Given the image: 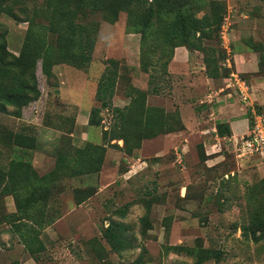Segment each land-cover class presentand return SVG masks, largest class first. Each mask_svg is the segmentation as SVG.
Returning a JSON list of instances; mask_svg holds the SVG:
<instances>
[{
    "label": "rangeland",
    "instance_id": "374dc122",
    "mask_svg": "<svg viewBox=\"0 0 264 264\" xmlns=\"http://www.w3.org/2000/svg\"><path fill=\"white\" fill-rule=\"evenodd\" d=\"M209 1L225 5L221 29L224 38H220L223 50L234 34L246 32L252 16L264 18V3L260 0ZM34 9L37 10L35 19L39 25L37 32H45L47 42L54 38L45 30L51 14L45 8L44 0H25L24 6L17 5L0 16V57L3 56L5 63L11 56H18ZM162 14L160 26L163 27L159 30L154 27L143 56L140 35L130 33L126 27V13H119L113 24L97 18L98 31L90 64L78 70L61 60L52 66V77L47 79L41 73L39 62L36 75L41 96L33 116L25 107V117L14 118L13 108L8 106L6 113L0 111V130L15 133L30 126L32 131H22L39 140L37 146H43L38 148L39 152L53 153L62 135L49 131L50 140L43 145L40 135L45 124L60 126L66 131L69 126L62 121L72 120L78 113L76 106L61 104L58 89H76L81 94L86 92L94 97L105 68L111 69L107 61H114L117 71L113 107L127 106L131 102L128 95L134 88L138 91L136 100L148 107L161 108L166 112L178 111L171 96L174 88L186 77L169 73L168 66L165 72L162 67L169 59L164 22L171 20V15ZM202 14H197V17ZM154 21L155 25L159 24L156 19ZM226 58H229L227 54ZM195 65L198 64L193 60ZM226 65L225 60L221 67L228 68ZM0 70L3 74L0 81L5 89L14 82V72L3 66ZM213 89H208V94ZM228 91L236 97L234 92ZM202 96L185 97L184 101L198 106ZM99 105L94 101L88 108H98ZM188 112L190 115L187 116L193 115L191 109ZM82 115H87V112ZM95 120H101V126L96 128L101 132L110 129L114 117L111 111L101 110ZM81 132L82 129L76 130L78 138L75 144L78 146L82 144L79 140ZM203 140L218 146L217 155L221 157L214 166L208 167L209 164L201 160L202 156L207 159L204 151H208L203 147ZM114 143L122 146L121 141L111 144ZM109 150L114 154L118 152L119 156L114 162L111 156L108 157L110 172L105 174L107 182L104 187L99 177L92 174L60 180L51 189L44 218L51 217L53 223L47 225L43 222L35 226L40 243H35L34 247L41 245L43 249L34 256L29 254L18 234L12 232V224L0 221V264H264V240L256 243L246 240L240 230L245 227L250 237L253 230L264 229L263 158L253 156L238 160L233 154V143H218L212 137H187L178 132L143 140L140 149L132 156L116 149ZM0 153L4 165L8 156L3 143H0ZM208 157H214V154ZM41 163L39 160L37 164ZM76 188L88 189L92 195L76 204ZM148 204L150 209L147 213ZM120 211H124L123 216ZM15 212L11 198L0 199V219ZM109 224H121L125 229L128 250L118 254L110 250L102 238ZM175 246L190 249L195 255H205V251L210 250L217 252L219 257L196 263L194 255L174 251Z\"/></svg>",
    "mask_w": 264,
    "mask_h": 264
},
{
    "label": "trees",
    "instance_id": "16d2710c",
    "mask_svg": "<svg viewBox=\"0 0 264 264\" xmlns=\"http://www.w3.org/2000/svg\"><path fill=\"white\" fill-rule=\"evenodd\" d=\"M260 1L264 3V0ZM44 3L51 14L45 30L54 38L47 42L45 32H37L39 25L35 19L37 10L34 9L18 56H11L7 63L3 56L0 57V66L8 67L9 72H14V82L9 83L5 89L0 81V111L6 113V107H12L14 118L20 119L23 109L38 101L41 96L36 75L39 62L41 73L47 79L52 77V66L61 60L78 70L86 68L90 64L95 47L99 24L96 19L100 18L113 24L121 12L127 14L128 31L140 35L141 56L144 55L143 49L148 46L154 27L158 30L163 27L160 26L162 13L171 15V20L164 22L166 24L163 31L168 36L165 42L169 51V59L162 65L165 72L175 49L184 47L190 56L196 52L202 55L205 75L208 78H227L231 74L230 69L221 67L222 62L227 59L220 40L225 18L223 3L209 0H44ZM24 4L25 0H0V16L10 8ZM199 13L203 14L197 17ZM154 19L159 24L155 25ZM55 53L56 56L53 55ZM260 60L262 66L264 57ZM107 65H111V69L108 66L105 68L95 92V101L100 105L90 110L88 120V126L97 128L101 126V120L96 121L95 118H98L101 110L111 111L113 114L114 121L110 129L101 131L103 145L87 142L82 147L74 146L67 135L73 131L74 119H64L62 122L67 123L69 127L52 153L55 159L54 168L40 176L32 167L33 154L37 150L35 136L28 133L32 131V127L15 133L0 130V143L5 145L8 156L7 163L2 165L0 153V199L12 197L16 209L15 213L2 217L0 221L12 224V232L18 234L31 256L43 249L41 245L34 247L35 243H40L35 226L42 225L43 222L47 225L53 223L51 217H44L48 209V196L56 182L99 173L106 153L104 145L132 156L140 149L143 140L183 129L177 110L166 112L161 108L148 107L144 102L136 100L135 94L138 91L134 88L133 93L128 95L131 102L127 106L113 107L117 71L114 69V61H107ZM0 75L3 76L1 70ZM249 118L251 125L250 113ZM53 128L62 130L60 126ZM217 132L219 136L229 134L224 124L217 125ZM113 141H121L122 146L111 144ZM201 160L204 161V156ZM74 192L77 195L76 204H81L92 195L88 189L76 188ZM146 209L148 213L150 204ZM119 213L124 215V211ZM124 230L121 224H109L104 229L102 238L113 253L118 254L130 248ZM240 230L241 236L246 240L250 239L255 243L264 240L263 228L253 230L250 237L245 227ZM173 250L194 255L196 263L210 257H219L217 252L210 250H206L205 255H195L194 251L179 246L173 247Z\"/></svg>",
    "mask_w": 264,
    "mask_h": 264
},
{
    "label": "crops",
    "instance_id": "0c3cea01",
    "mask_svg": "<svg viewBox=\"0 0 264 264\" xmlns=\"http://www.w3.org/2000/svg\"><path fill=\"white\" fill-rule=\"evenodd\" d=\"M251 20L252 21L248 23L249 27L245 28V33L242 34L241 31L239 34H234L231 42L229 41L231 52L228 55L229 63L226 65V67H228L226 69H230L231 73L238 75L247 83L250 88L251 103L262 115H264V64L262 66L260 65V59L264 57V18L252 16ZM197 55L200 56L198 57ZM193 60L195 64L198 65L193 66ZM168 70L169 73H176L181 78L186 77L183 79V83L180 81V85L174 88L173 95L171 96L176 104L183 126L182 130L177 131L179 134H183L187 137L197 136L200 139L212 137L214 141L218 143L228 142V145H232V143L234 145L235 141L248 134L250 129L248 105L242 104L237 96L234 97L231 92L228 91L231 90L234 92L233 89L226 88L229 77L212 79L204 74L205 67L202 62L201 54L196 52L195 55L190 56L184 47H177L168 65ZM221 84H223L222 86L224 88L220 87ZM210 88H217L213 89L214 91L212 93H221L218 97L211 99L210 95L212 93L210 92L211 94H208L207 91ZM200 95L204 96H202V100L199 101L198 106L195 104L191 105L189 102L184 101L185 97ZM57 96L61 104L73 105L78 108V113L73 117V131L67 134L71 139V143L76 147H82L87 142L94 145H103L101 132L95 127L88 126L91 110V108H88V105L95 101V93L94 97H91L89 93L82 92L81 94V92L79 93L76 89L61 87L58 89ZM37 102L38 101L33 102L28 106L30 109V116H33V110H35ZM193 107L195 108L193 109ZM188 109L192 110L193 115L187 116V114L190 115ZM25 111L26 110L23 109V117H25ZM83 112H87V115H82ZM218 124L226 125L229 134L227 133L223 136H219L217 132ZM77 129L83 130L79 136V140L82 143L79 146L75 144L78 138L76 135ZM49 131L66 135L64 134V130H55L53 127L45 125L40 135L43 145L50 140L48 139ZM38 141L37 144H39ZM42 147L37 146V150L34 152L32 158V167L40 176L50 172L55 165V159L52 153L39 152L40 150L38 148ZM104 147H106L105 158L100 172L95 174L99 177V181L102 182V187H104L103 184L107 182L105 180L107 179L105 174L110 172V168H108V157L111 156L114 162L119 156L118 152L115 153L117 154L116 156L106 145H104ZM203 147L206 150L208 149L207 153L204 151V154L207 156V159L206 157L204 159V163H208V167L217 164L221 156L217 155L218 146L216 143L211 142L208 144L203 140ZM209 152H212L214 157H208L212 155ZM39 160L42 161L41 164H37ZM8 198L12 199L10 196Z\"/></svg>",
    "mask_w": 264,
    "mask_h": 264
},
{
    "label": "built area",
    "instance_id": "2783aa9c",
    "mask_svg": "<svg viewBox=\"0 0 264 264\" xmlns=\"http://www.w3.org/2000/svg\"><path fill=\"white\" fill-rule=\"evenodd\" d=\"M222 32L220 35L223 40L224 34ZM223 42L224 41H222V46ZM227 44V50L224 47V51L228 56L231 52L230 42ZM228 63L229 59H226V64ZM226 88L233 89L239 101L244 105H248L251 116V125L248 134L234 142L233 154L235 159L243 160L253 156H259L264 159V115H262L251 103L250 88L243 79L234 73L229 75ZM220 93L221 92L212 93L210 95L211 99L218 97Z\"/></svg>",
    "mask_w": 264,
    "mask_h": 264
}]
</instances>
